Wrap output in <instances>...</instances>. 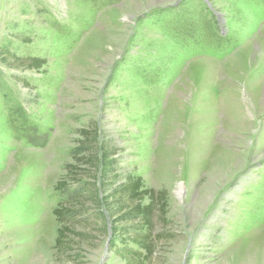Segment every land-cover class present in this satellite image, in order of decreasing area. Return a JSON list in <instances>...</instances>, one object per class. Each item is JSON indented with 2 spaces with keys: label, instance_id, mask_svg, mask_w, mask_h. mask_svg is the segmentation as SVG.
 Here are the masks:
<instances>
[{
  "label": "rangeland",
  "instance_id": "obj_1",
  "mask_svg": "<svg viewBox=\"0 0 264 264\" xmlns=\"http://www.w3.org/2000/svg\"><path fill=\"white\" fill-rule=\"evenodd\" d=\"M6 49L45 64L0 61V264H125L96 223L76 262L55 246L96 123L120 179L167 191L152 264H264V0H0Z\"/></svg>",
  "mask_w": 264,
  "mask_h": 264
},
{
  "label": "trees",
  "instance_id": "obj_2",
  "mask_svg": "<svg viewBox=\"0 0 264 264\" xmlns=\"http://www.w3.org/2000/svg\"><path fill=\"white\" fill-rule=\"evenodd\" d=\"M0 61L10 69H40L45 60L22 58L0 50ZM79 140L66 176L56 190L65 196L53 213L59 222L55 246L65 259L76 262V249L92 239L87 229L110 237V251L125 264H152L154 255L173 235L168 225L169 198L165 189L145 186L139 175L117 174L114 149L102 138L97 123L79 131ZM158 228H162L158 231ZM164 232V233H163Z\"/></svg>",
  "mask_w": 264,
  "mask_h": 264
},
{
  "label": "water",
  "instance_id": "obj_3",
  "mask_svg": "<svg viewBox=\"0 0 264 264\" xmlns=\"http://www.w3.org/2000/svg\"><path fill=\"white\" fill-rule=\"evenodd\" d=\"M104 261H105V258H104Z\"/></svg>",
  "mask_w": 264,
  "mask_h": 264
}]
</instances>
